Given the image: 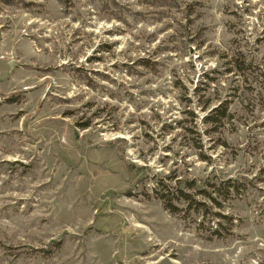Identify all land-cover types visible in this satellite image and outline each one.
Here are the masks:
<instances>
[{
    "label": "rangeland",
    "instance_id": "1",
    "mask_svg": "<svg viewBox=\"0 0 264 264\" xmlns=\"http://www.w3.org/2000/svg\"><path fill=\"white\" fill-rule=\"evenodd\" d=\"M0 264H264V0H0Z\"/></svg>",
    "mask_w": 264,
    "mask_h": 264
},
{
    "label": "trees",
    "instance_id": "2",
    "mask_svg": "<svg viewBox=\"0 0 264 264\" xmlns=\"http://www.w3.org/2000/svg\"><path fill=\"white\" fill-rule=\"evenodd\" d=\"M221 116H224V111H222V109L217 110ZM160 185V184H158ZM218 192L222 191V187H217L216 188ZM179 191V190H177ZM154 192L156 193V196L161 200L164 208L166 210H168L170 213H177L179 211V208L173 204L172 202V194H170L171 191H168V189H166V186H163L161 184L160 189L159 190H154ZM180 196H182L183 198H188L186 194H184L182 191H179ZM206 196L210 199L211 202H213L216 205H219L218 202H215V198L213 199L212 196H210L209 194H206ZM217 215V214H216Z\"/></svg>",
    "mask_w": 264,
    "mask_h": 264
}]
</instances>
